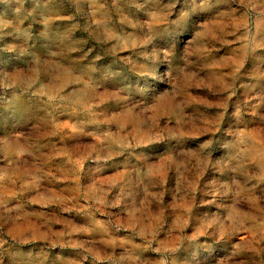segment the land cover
<instances>
[{
	"label": "clouds",
	"instance_id": "clouds-1",
	"mask_svg": "<svg viewBox=\"0 0 264 264\" xmlns=\"http://www.w3.org/2000/svg\"><path fill=\"white\" fill-rule=\"evenodd\" d=\"M0 264H264V0H0Z\"/></svg>",
	"mask_w": 264,
	"mask_h": 264
}]
</instances>
